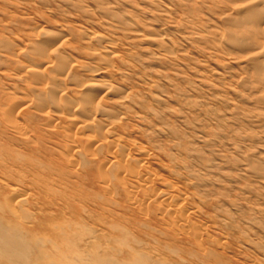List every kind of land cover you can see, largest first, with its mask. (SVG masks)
Listing matches in <instances>:
<instances>
[{
  "label": "rangeland",
  "instance_id": "rangeland-1",
  "mask_svg": "<svg viewBox=\"0 0 264 264\" xmlns=\"http://www.w3.org/2000/svg\"><path fill=\"white\" fill-rule=\"evenodd\" d=\"M0 226V264H264V0H0Z\"/></svg>",
  "mask_w": 264,
  "mask_h": 264
},
{
  "label": "bare ground",
  "instance_id": "bare-ground-1",
  "mask_svg": "<svg viewBox=\"0 0 264 264\" xmlns=\"http://www.w3.org/2000/svg\"><path fill=\"white\" fill-rule=\"evenodd\" d=\"M22 244L23 241L17 235H13V234L8 235L7 232H5L4 234V232L2 233L0 231V249L3 252H5V253H1L2 257L4 254L6 258L12 259L14 261L21 259L23 256Z\"/></svg>",
  "mask_w": 264,
  "mask_h": 264
}]
</instances>
